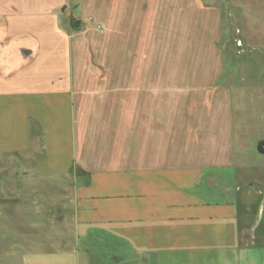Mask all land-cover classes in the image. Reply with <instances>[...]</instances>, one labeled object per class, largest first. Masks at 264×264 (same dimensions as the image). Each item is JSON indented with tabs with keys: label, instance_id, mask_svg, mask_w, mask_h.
I'll list each match as a JSON object with an SVG mask.
<instances>
[{
	"label": "crops",
	"instance_id": "obj_1",
	"mask_svg": "<svg viewBox=\"0 0 264 264\" xmlns=\"http://www.w3.org/2000/svg\"><path fill=\"white\" fill-rule=\"evenodd\" d=\"M112 2L78 4L85 27L92 18L107 50L120 45L122 65L137 66L122 68L121 107L81 87L95 81L99 39L65 0H0V264H264V184L217 173L235 160L230 88L221 74L162 73L156 57L163 41L173 66L217 51L213 9L122 0L118 35Z\"/></svg>",
	"mask_w": 264,
	"mask_h": 264
},
{
	"label": "rangeland",
	"instance_id": "obj_2",
	"mask_svg": "<svg viewBox=\"0 0 264 264\" xmlns=\"http://www.w3.org/2000/svg\"><path fill=\"white\" fill-rule=\"evenodd\" d=\"M78 1L65 0V5L62 8H67L65 11L66 16L72 15L80 20L82 29L85 30L82 31L83 35L97 34L99 39L96 44L97 49L92 56H96L97 62L100 63L93 70L90 69L95 81L81 87H86L85 90L87 91H92L93 89L98 91L99 94L97 96L101 95L102 98H97V102L100 103H97V105H105V102L108 101V105L112 102L113 106L121 107L123 95V83L121 82L122 68L126 73L136 74L137 66L131 65L125 67L122 65L123 51L120 49V45L115 44V49L107 50L106 46L108 43L104 38V31L92 18V21L86 19L88 25L85 27ZM202 3L203 6L209 5L213 9L210 14L213 17L210 24L214 26V29L221 25L220 36L215 35L216 39L219 38L220 41L219 49L216 51L215 49L202 50L198 49V47L195 48L191 51V57L188 60L190 62L189 65L184 68L181 67L182 65H171L174 56L170 49L165 48L168 44L163 41V48L159 52L156 51V57L159 56L158 58L162 59V73L168 70L170 72V69L174 70L175 68L177 69L176 73L179 74L181 73V68L183 70L189 68L188 72L191 73L193 71L195 76L210 75V78L220 74L223 76L221 83L227 85L232 94L231 120L234 135L233 146L230 148L231 155H233L235 160L230 163L233 168L230 170L220 169L217 173L220 175H234L235 173L238 182L242 184H248L253 181L264 184V155L259 154L256 150L257 143L264 140V16L259 19L260 14H264V0H258V3L256 0H202ZM195 4L194 21L195 25L201 28V20L205 12L200 10L202 9L200 5L201 0L200 4ZM112 7L118 20L116 27L119 29L118 35H120L121 22L119 20H124V17H127L123 14L126 8L123 9L122 0L119 3L112 2ZM251 14H259V16L251 17ZM198 19L201 20L198 21ZM203 20L205 21V19ZM129 22L133 24V19ZM165 23L167 24L166 28L170 29V18ZM160 25L162 24L160 23ZM97 26L101 28V31L97 29ZM140 27H143L142 33H144L146 31L144 22L143 26ZM122 29L124 30L121 34L131 35L127 32L129 30L127 23H125ZM195 36L196 39L201 37L200 35ZM213 39L206 40L207 43L209 42L208 46L211 48L214 47L212 43ZM198 42L201 46L206 45L202 39ZM142 52L146 54L145 57L147 59L154 57L150 55L151 51L149 50H142ZM140 53L138 52L134 57L138 58ZM212 55L215 60L211 58ZM177 56H181L180 51H177ZM141 61L143 64L145 63L143 60ZM179 61L182 62V60ZM166 62H169V64L165 65ZM200 62H203V65ZM143 64L140 66L141 69L145 68ZM86 95L89 96V94ZM106 96H108L107 99ZM32 164L31 162L28 167L21 166L18 168L16 179L23 177V173L29 172L31 169L29 171L28 169L31 168ZM4 170H2L3 173L1 172V175H3V197H9L10 193L8 191L11 185L10 173L12 170L9 167H6ZM230 182V180L226 181V187H229ZM23 202L25 203V200ZM97 254L101 255L103 253ZM7 261L8 259L5 262ZM2 264L6 263L3 262Z\"/></svg>",
	"mask_w": 264,
	"mask_h": 264
},
{
	"label": "water",
	"instance_id": "obj_3",
	"mask_svg": "<svg viewBox=\"0 0 264 264\" xmlns=\"http://www.w3.org/2000/svg\"><path fill=\"white\" fill-rule=\"evenodd\" d=\"M256 150L259 154L264 155V140H261L257 143Z\"/></svg>",
	"mask_w": 264,
	"mask_h": 264
},
{
	"label": "built area",
	"instance_id": "obj_4",
	"mask_svg": "<svg viewBox=\"0 0 264 264\" xmlns=\"http://www.w3.org/2000/svg\"><path fill=\"white\" fill-rule=\"evenodd\" d=\"M97 29H99V30H100V27H99V26H97Z\"/></svg>",
	"mask_w": 264,
	"mask_h": 264
}]
</instances>
